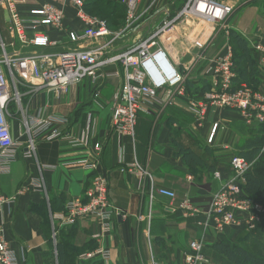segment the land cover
I'll list each match as a JSON object with an SVG mask.
<instances>
[{"label": "crops", "instance_id": "crops-1", "mask_svg": "<svg viewBox=\"0 0 264 264\" xmlns=\"http://www.w3.org/2000/svg\"><path fill=\"white\" fill-rule=\"evenodd\" d=\"M219 1L233 8L225 26L228 30L220 31L204 54L189 50L178 34L172 45H165L173 68L185 74L183 94H175L171 104L162 103L163 92L159 94L160 102L143 103L133 139L116 133L111 124L112 106L122 82L120 76L106 78L98 86V98L91 95L85 81L66 94L46 90L35 94L33 106L37 111L42 107L43 114L39 117L29 107L30 115L61 121L54 122L61 137L52 141L36 140L31 157L20 149L7 170H0V193L12 200L0 210V226L17 264H58L56 246L63 240L62 231L65 234L70 228L74 229L76 246L86 248L77 258V264H149L152 259L157 264H185L189 245L195 240L203 241V264H215L211 255L216 246L239 245L245 234L242 228L232 226L224 232L211 228L203 233L196 227L201 218L186 217L179 209L184 199L200 210L207 207L220 184L213 174L218 172L223 180L227 177L232 149L237 151L239 147L237 132H241V127L253 134H263L258 126L245 124L236 111L207 105L203 119L198 120L190 110V103L207 104L212 82L201 70L206 60L214 59L227 46L232 48L230 33L248 36L247 42L262 34L256 9L248 6L251 3ZM176 2L173 11L184 0ZM44 5L62 9L65 16L61 30L39 28L41 34L56 44L45 49L19 44L8 33L6 14L0 8L3 13L0 37L9 46L10 53L27 56L85 47V44L71 45L66 38L67 30L83 29L70 4L59 0H25L18 11L27 16L28 10ZM156 22L143 24L133 38L143 36ZM203 29L201 25L195 26L196 37H200L197 32ZM251 55L256 67L255 56ZM117 70L121 73L119 67ZM257 78L256 90L264 94V72L257 70ZM41 95L44 97L40 98ZM214 125L217 130L209 142ZM10 126L14 140L23 142L22 130H16L11 123ZM218 128L223 133L216 136ZM79 130L85 145L71 147L68 141ZM96 143L98 151L93 147ZM133 163L146 169L151 180L120 172L122 167ZM90 165H96V169L93 171ZM96 174L105 176L109 203L119 216L110 228L96 218H83L73 225H65L67 205L74 201L86 203V191ZM151 186L174 192L176 199L156 196L150 204ZM96 250H102L106 258L96 254L89 261L80 259Z\"/></svg>", "mask_w": 264, "mask_h": 264}, {"label": "built area", "instance_id": "built-area-1", "mask_svg": "<svg viewBox=\"0 0 264 264\" xmlns=\"http://www.w3.org/2000/svg\"><path fill=\"white\" fill-rule=\"evenodd\" d=\"M59 1L70 4L76 10L77 21L83 25L80 31H66L68 42L71 45L85 44L84 48L69 47L58 53L21 56L10 53L9 46L0 37V170L3 172L20 149L25 151V156L31 157L36 140L44 138L52 141L61 137L59 127L54 125V122L61 121L26 114L18 103V87L24 88L27 94H36L43 90L66 94L71 88L85 81L91 95L98 98V86L108 77L120 76L122 82L112 106L111 124L116 133L133 139L139 115L143 111V103L160 102L159 94L163 92L165 94L162 103L171 104L175 94H183L185 74L173 68L165 45H172L179 35L189 50H198L204 54L210 49L218 33L228 30L225 26L233 13L231 6L219 0H184L176 11L172 7L177 0H117L123 12V20L117 29L112 30L105 21L86 14L84 0ZM24 2L25 0H0V8L6 14L8 33L23 46L42 49L55 47L56 44L41 34L39 28L61 30L65 20L63 10L44 5L30 9L27 16H22L18 9ZM153 20L157 22L148 32L137 39L133 38L143 24ZM196 25L204 27L197 32L200 37L194 34ZM248 44L256 59V69L264 72V31L260 36L251 38ZM206 62L201 73L212 82V91L207 95V104L190 103V110L196 114L197 119H203L207 105H225L238 112L245 124L258 126L264 134V94L236 81L232 48L227 46L222 53ZM32 63L41 65L40 75L37 76L40 79L39 84L26 81L28 75L18 72L21 66ZM114 67L116 69L111 71L110 68ZM118 67L121 73L117 70ZM12 87L14 95H11ZM12 101L16 102L21 116L23 142L12 137L9 122V104ZM216 128L217 125H214L209 142L212 141ZM82 138L79 130L68 143L71 147H84L85 140ZM93 147L97 151L100 149L97 143ZM251 166L244 159L233 156L229 162L227 178L212 194L204 210L193 206L188 199L182 201L179 209L186 217H200L196 227L203 233L211 228L223 232L232 226L252 233L264 217V210L253 201L245 199L239 188ZM89 168L94 171L96 165H90ZM120 172L151 180L149 172L137 163L125 165ZM213 177L222 181L218 172ZM85 196L86 203L74 201L67 205L64 224L73 225L79 219L96 218L110 228L119 212L109 203L105 176L96 174ZM156 196L171 201L176 199L174 192L151 186L148 193L150 204ZM10 202L11 199L0 193V210ZM203 246L202 240L191 242L190 254L185 264H203ZM96 254L106 258L102 250H96L80 256V259L89 261ZM0 264H17L1 226ZM149 264L157 263L152 259Z\"/></svg>", "mask_w": 264, "mask_h": 264}, {"label": "trees", "instance_id": "trees-1", "mask_svg": "<svg viewBox=\"0 0 264 264\" xmlns=\"http://www.w3.org/2000/svg\"><path fill=\"white\" fill-rule=\"evenodd\" d=\"M119 10V11H118ZM86 14L92 12L104 15L103 20L112 30L117 29L123 20V12L119 5L112 4L111 0H84ZM230 43L233 50L234 71L236 81L245 83L254 90L258 86L257 69L249 50L247 40H243L236 32L230 33ZM241 127V131H243ZM264 134L258 133L243 140L237 149V156L252 164L247 176L256 182L264 184ZM63 234V240L56 246L58 264H77V258L85 251V247H77L74 241V229L70 228ZM241 244L235 247L227 245L216 246L215 249H224L233 264H264V233L257 228L252 233H245Z\"/></svg>", "mask_w": 264, "mask_h": 264}, {"label": "rangeland", "instance_id": "rangeland-1", "mask_svg": "<svg viewBox=\"0 0 264 264\" xmlns=\"http://www.w3.org/2000/svg\"><path fill=\"white\" fill-rule=\"evenodd\" d=\"M111 1H112V4L117 5V0H111ZM239 1L240 2H244V3L245 2L246 3H251V4L248 5V6H250L249 8L256 9L255 11H256L257 16L259 18V24L262 25V28H263L261 30V32H263L264 31V0H239ZM1 15L3 16V13L0 10V28H1ZM89 16L98 18L100 20L111 19V18H109V17L107 18L106 16L101 15V14L98 15L95 12H92V14H89ZM237 34L241 38H243V40H246L247 37H248V36L246 37V35L240 34L238 32H237ZM40 71H41V65L39 63H32V64L27 65V66H21L18 69V72H20V73L25 72L26 75H28L25 78V80L30 82V83L34 82L33 84H39L40 83V79L37 77V76L40 75ZM14 74H16L15 71H14ZM33 74H35V76H33ZM18 92L20 94V97L18 99V103L21 104L20 106L23 108V110L26 112V114L27 115L29 114L28 116H30V110L28 111V108L32 107V110H33L32 113H36V115H38L39 117H42V114H43L42 107H41L40 110L38 108V111H37V110H35V108L33 106L35 94H27L26 93L27 91L24 88H22V87H18ZM11 95H14L13 87H12V90H11ZM42 97H44V96L41 95L40 98H42ZM17 108L18 107H17V104H16L15 101H12L9 104V114H10L9 122L11 123L12 127L16 128V130L20 131L23 128H22V123H21V116H20ZM215 108L226 110V111H235L233 109H230V108L226 107L225 105L221 106V107H215ZM216 130H217V128H216ZM222 133H223V130L219 129L217 131V133H216V136L217 135H221ZM252 135H254V134L251 133L249 130H247L246 127H245V129L243 131H241V132L238 131L237 132V137L239 139L238 146L241 145V143L243 142L244 139H246L248 137H251ZM234 149L235 148L233 147L232 152H231V157H230V159L228 161V169H227L228 172H229V162H230L231 158L233 156H237V154H238V152L235 151ZM263 152H264V150H263ZM216 181H218V180H216ZM218 182L220 184H219L217 190L221 187V185H222V183L224 181L222 179L221 182L220 181H218ZM239 188H240L242 196L245 199H249V200L253 201L254 203L258 204L262 210H264V184L256 182L253 179H251V177L245 175V177L243 179V182H242V185L239 186ZM256 228H257L258 231H262L264 233V217L262 219H260L259 223L256 225ZM244 233L247 234L246 231H244ZM240 244H241V242L239 243V245ZM202 255H204V251L202 252ZM211 257L215 261L214 262L215 264L216 263H218V264H233V262L231 261L230 257L227 256L226 251H224V249H222V248L218 249V250H214L213 254L211 255Z\"/></svg>", "mask_w": 264, "mask_h": 264}, {"label": "bare ground", "instance_id": "bare-ground-1", "mask_svg": "<svg viewBox=\"0 0 264 264\" xmlns=\"http://www.w3.org/2000/svg\"><path fill=\"white\" fill-rule=\"evenodd\" d=\"M167 75V74H166Z\"/></svg>", "mask_w": 264, "mask_h": 264}]
</instances>
